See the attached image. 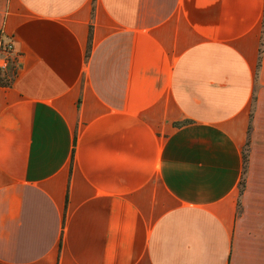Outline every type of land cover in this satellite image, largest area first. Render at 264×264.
Returning a JSON list of instances; mask_svg holds the SVG:
<instances>
[{
	"label": "crops",
	"instance_id": "0c3cea01",
	"mask_svg": "<svg viewBox=\"0 0 264 264\" xmlns=\"http://www.w3.org/2000/svg\"><path fill=\"white\" fill-rule=\"evenodd\" d=\"M10 42L0 264H264V0H0Z\"/></svg>",
	"mask_w": 264,
	"mask_h": 264
},
{
	"label": "trees",
	"instance_id": "16d2710c",
	"mask_svg": "<svg viewBox=\"0 0 264 264\" xmlns=\"http://www.w3.org/2000/svg\"><path fill=\"white\" fill-rule=\"evenodd\" d=\"M18 74L17 66L11 65L7 70L0 69V85H11ZM247 147L244 149V170L247 169L248 152Z\"/></svg>",
	"mask_w": 264,
	"mask_h": 264
},
{
	"label": "built area",
	"instance_id": "2783aa9c",
	"mask_svg": "<svg viewBox=\"0 0 264 264\" xmlns=\"http://www.w3.org/2000/svg\"><path fill=\"white\" fill-rule=\"evenodd\" d=\"M13 50V44L7 43L0 46V69L5 70L9 66L10 54Z\"/></svg>",
	"mask_w": 264,
	"mask_h": 264
}]
</instances>
